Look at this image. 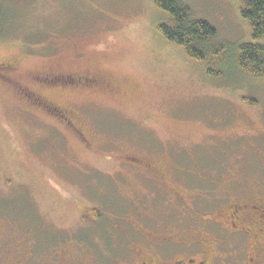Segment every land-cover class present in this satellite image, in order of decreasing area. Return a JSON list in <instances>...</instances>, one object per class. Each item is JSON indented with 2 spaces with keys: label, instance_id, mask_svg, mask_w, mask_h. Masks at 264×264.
I'll return each mask as SVG.
<instances>
[{
  "label": "rangeland",
  "instance_id": "374dc122",
  "mask_svg": "<svg viewBox=\"0 0 264 264\" xmlns=\"http://www.w3.org/2000/svg\"><path fill=\"white\" fill-rule=\"evenodd\" d=\"M181 2L215 30L201 62L162 36L173 20L154 0H0V65L14 68L12 86L36 87L82 134L0 82V264H120L131 246L152 253L155 240L198 231L216 264L246 263L247 239L201 217L264 201V79L235 65L240 45L264 40L251 38L240 0ZM45 72L106 84L34 86Z\"/></svg>",
  "mask_w": 264,
  "mask_h": 264
},
{
  "label": "flooded vegetation",
  "instance_id": "af4514ba",
  "mask_svg": "<svg viewBox=\"0 0 264 264\" xmlns=\"http://www.w3.org/2000/svg\"><path fill=\"white\" fill-rule=\"evenodd\" d=\"M14 68L11 64L0 65V82L7 87L12 86L11 75ZM104 78L87 72L54 73L45 72L34 77V86L60 90L61 92H92L103 90ZM106 84V83H105ZM33 86H14L12 89L28 106L38 109L48 118L63 124L79 136L80 126H75L70 113L61 105L48 101L40 96ZM127 166L131 169L151 175L152 170L139 159H128ZM203 216V215H202ZM216 220L209 218L204 223H214L223 227L230 235L243 236L247 239L246 263L255 264L259 253L264 254V201L253 199L251 202H230L225 211L215 214ZM203 231L192 237L164 238L154 242V252L144 251L131 246L129 259L120 264H216L220 258L216 255L212 241L208 240ZM175 248V249H173ZM259 256V255H258ZM219 263H222V259ZM62 264V263H61Z\"/></svg>",
  "mask_w": 264,
  "mask_h": 264
},
{
  "label": "trees",
  "instance_id": "16d2710c",
  "mask_svg": "<svg viewBox=\"0 0 264 264\" xmlns=\"http://www.w3.org/2000/svg\"><path fill=\"white\" fill-rule=\"evenodd\" d=\"M154 5L167 12L172 25L158 27L162 36L179 47L195 62L204 59L203 46L214 37L215 30L205 21L194 20L181 0H154ZM239 15L250 29L254 41L264 40V0H240ZM236 67L252 79H264V43H246L237 49ZM248 104L255 101L243 98Z\"/></svg>",
  "mask_w": 264,
  "mask_h": 264
}]
</instances>
